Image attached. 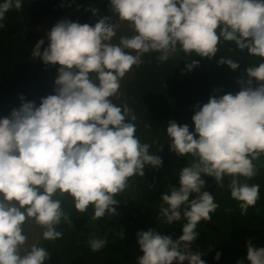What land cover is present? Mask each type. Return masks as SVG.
I'll list each match as a JSON object with an SVG mask.
<instances>
[{
	"label": "clouds",
	"instance_id": "9594fccd",
	"mask_svg": "<svg viewBox=\"0 0 264 264\" xmlns=\"http://www.w3.org/2000/svg\"><path fill=\"white\" fill-rule=\"evenodd\" d=\"M22 3H0V29L6 13L20 10ZM88 11L95 16L98 9ZM109 11L112 16L94 25L68 19L55 23L47 32V47L40 51L41 39L35 52L44 64L59 65L54 94L39 105L20 96V106L0 118V264H46L51 253L38 242L30 244L29 234L39 230L42 240L63 238L57 226L72 224L65 200L71 199L80 214L92 206V220L118 216L116 197L130 178L144 177L146 166H162V158L136 135L133 109L113 102L121 95L122 79L144 62L145 54L158 53L159 63L180 52L212 59L220 45L233 42L236 49L264 58V0H109ZM125 24L129 34L114 42ZM217 64L239 67L225 56ZM198 65L192 58L182 71ZM245 74L235 95H211L197 106L192 131L187 124L167 122L170 151L190 156L191 162L179 171V187L161 195L157 219L186 222L176 240L155 228L138 231L142 254L136 264H206L203 254L191 248L199 237L198 223L211 221L219 204L202 191V174L220 187L229 178L227 187L242 215L256 205L260 185L246 181L259 174L257 162L264 156V62ZM119 235L123 239L122 231ZM106 244L101 238L88 240L92 252ZM246 249L249 264H264V248L248 240Z\"/></svg>",
	"mask_w": 264,
	"mask_h": 264
},
{
	"label": "trees",
	"instance_id": "16d2710c",
	"mask_svg": "<svg viewBox=\"0 0 264 264\" xmlns=\"http://www.w3.org/2000/svg\"><path fill=\"white\" fill-rule=\"evenodd\" d=\"M94 7L98 9L95 16L88 11ZM69 13L68 20L89 25H94L102 16H112L109 0H23L20 10L12 9L6 13L2 21L5 27L0 29V118L20 106V96L39 105L41 98L54 94L59 65H46L33 56L37 41L44 40L41 52L47 47V36L43 37L38 31L26 33V30L45 19ZM158 55L152 52L142 57L144 62L133 67L130 79L124 84L121 100L113 98V102L127 104L133 109L137 117L136 135L142 143L151 145L150 153L162 158V166L159 169L146 166L144 177L130 178L129 187L116 197L120 200L118 216L106 214L101 219L92 220V206L80 214L75 211L71 199L65 200L63 207L72 224L61 222L57 226V230L63 232V238L40 240L39 245L51 253L46 264H136L137 257L142 254L137 245L138 231L155 228L161 235L178 239L186 221L160 223L157 219L162 203L160 197L169 193L171 187H179V171L191 162V157H181L170 151L167 122L171 119L177 124H187L192 131L191 117L199 110L198 105L207 103L211 95H234L241 86L237 81L247 79L245 69L264 62V58L250 56L246 49H236L233 42L220 45V52L212 59L194 54L187 57L180 52L159 63ZM222 56L237 60L238 69L218 65L217 60ZM192 58L199 62L198 67L190 72L182 71ZM161 147L162 150L158 151ZM228 179L225 178L224 184H228ZM241 181L245 182L243 178ZM219 187L215 183L212 193L219 208L210 214L211 221L198 223L199 237L191 251L199 250L206 264H237V261L249 264L246 244L248 240L252 243L260 240L261 222L251 213L252 207L242 215L239 202L231 198L230 189L225 186L219 190ZM259 192L260 198L255 206L264 209V190ZM121 231L123 239L119 235ZM93 237L105 239L107 244L100 251L92 252L88 240ZM217 252L221 254L219 260L214 259Z\"/></svg>",
	"mask_w": 264,
	"mask_h": 264
},
{
	"label": "rangeland",
	"instance_id": "374dc122",
	"mask_svg": "<svg viewBox=\"0 0 264 264\" xmlns=\"http://www.w3.org/2000/svg\"><path fill=\"white\" fill-rule=\"evenodd\" d=\"M70 14L71 13L66 14L64 16H60V17L45 19L40 24H38L37 26H33V27L28 28L26 30V33L38 31L43 35V37H45V36H47V32L51 29V27H53L55 25V23H57L58 21H60L62 19H68ZM121 34H129V30H128L126 24L121 26V29L118 31L117 37L115 38L114 42H118L119 35H121ZM35 52H36V47L34 48V51H33L34 58H35ZM130 76H131V72L126 74V76L122 79L121 88H120L121 95H120L118 100H121V98L123 96L124 84L130 79ZM255 86H256V82L253 79V87H255ZM240 88H241V86H240ZM240 88L237 90V92L240 90ZM257 167L259 168V174L256 177H254L252 180L247 181V183L259 184L260 185L259 190H264V157L260 158V161L257 162ZM227 185L228 184L225 183L224 187ZM224 187H219V190L223 189ZM250 210H251V213L254 214L256 216V218L259 219L261 222V225H260L259 230H258V232L260 234V240L258 242H253L252 244L256 248H264V209H261L258 206H253L252 208H250ZM40 240L41 239H40L39 230H35L29 234V243L30 244L31 243H37V242L40 243ZM242 246H244V244H242ZM184 264H187V261H185Z\"/></svg>",
	"mask_w": 264,
	"mask_h": 264
},
{
	"label": "water",
	"instance_id": "95a60500",
	"mask_svg": "<svg viewBox=\"0 0 264 264\" xmlns=\"http://www.w3.org/2000/svg\"><path fill=\"white\" fill-rule=\"evenodd\" d=\"M201 178L205 180V184H209V193L211 194L212 191H213V187L211 186L212 184L215 183V180L213 177H210V176H206L204 174L201 175ZM181 216H183V213L181 212Z\"/></svg>",
	"mask_w": 264,
	"mask_h": 264
},
{
	"label": "flooded vegetation",
	"instance_id": "af4514ba",
	"mask_svg": "<svg viewBox=\"0 0 264 264\" xmlns=\"http://www.w3.org/2000/svg\"><path fill=\"white\" fill-rule=\"evenodd\" d=\"M215 183H216V182H215ZM215 183L211 185V186L213 187V191H214V188H215ZM209 186H210L209 184H207V185L205 186V188H204L205 191H208V192H209ZM202 191H203V190H202ZM213 191H212V193H213ZM212 193H211V194H212ZM195 195H196V194H194L193 198H195ZM200 222H201V221H200Z\"/></svg>",
	"mask_w": 264,
	"mask_h": 264
}]
</instances>
